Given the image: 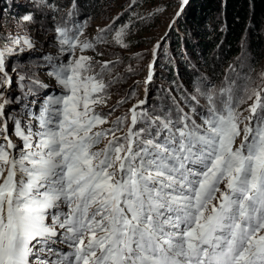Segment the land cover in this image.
Instances as JSON below:
<instances>
[{"label":"snow or ice","instance_id":"obj_1","mask_svg":"<svg viewBox=\"0 0 264 264\" xmlns=\"http://www.w3.org/2000/svg\"><path fill=\"white\" fill-rule=\"evenodd\" d=\"M82 27L56 26L61 51L95 47L80 41ZM128 27L114 33L123 47ZM8 39L0 45V264H264V88H197L205 104L186 97L188 111L170 95L168 106L139 100L98 128L116 107H90L106 103L112 62L96 71L89 56L46 55L58 94L38 96L34 87L49 86L18 76L17 113L4 98L7 67L26 50L18 46L34 45Z\"/></svg>","mask_w":264,"mask_h":264},{"label":"rangeland","instance_id":"obj_2","mask_svg":"<svg viewBox=\"0 0 264 264\" xmlns=\"http://www.w3.org/2000/svg\"><path fill=\"white\" fill-rule=\"evenodd\" d=\"M17 1L30 2L32 8L33 6L38 8L36 7L37 0ZM47 3L54 7H39L38 9L41 11V16L50 13L53 18L58 20L59 9L57 5L53 0H47ZM101 3L102 5L96 10V15L89 22L84 18L72 24L83 26L82 34L79 36L81 42L91 41L95 44L94 48L85 49L83 51H81V48L78 46L74 54L67 51L66 45L63 46L64 50L61 51V45L57 39L58 33L55 32L54 34V31L48 29L45 23L36 24L32 34H19L15 32L19 30V25H14L13 28H6L3 30V28L1 29L3 24L0 21V34L4 36V42L2 44L8 43V38L12 36H20L28 37L34 45L33 49H27L26 46L23 45L18 46L25 47L26 50L12 58V61L19 56L23 58L20 63V70L22 71H18L12 66L7 67L8 74L13 77V84L9 89L4 91V98L14 101L11 108L15 112L19 113L22 108V102L20 103L13 98V94L17 96V93L21 90L18 88L21 83L18 80V76L25 77L23 83L29 80H39L42 84H47L49 86L47 89L34 87L33 91L36 92L38 96L41 94H52L53 92L58 94L59 90L55 81L48 75L50 68L44 60V56L46 55L59 56L60 60L65 63L80 55L89 56L93 60L96 71H100L102 62H112L103 74V81L108 85L105 95L106 103H98L96 105H90V107H93L95 111L99 113H107L113 106L116 107L115 111H112L111 115L107 117L109 123L98 125V128L111 127L112 121L127 113L128 109L139 100H147V104L143 107L155 106V98H157L155 97L156 91L161 85L164 86V81L159 74L162 70H166L163 69L164 65L162 64V60L167 56H169L170 59L171 54L169 51H162V45L165 44L168 35L174 31V22L183 14L186 4H182V0H102ZM181 9L183 10L181 11ZM178 12L180 13L179 16H177ZM27 14L32 15V12H27ZM66 21H69V19H64L63 15L61 18L62 25H64ZM125 25L129 26L127 29V37L124 40L127 47L121 46L114 40L115 30ZM108 27L111 28V31L104 33L106 37L105 42H97L96 37L99 30ZM157 42H159L160 47L154 49ZM175 57L179 59L178 56ZM32 59L34 61H31ZM260 63L259 67L250 69L248 73L245 74L241 72L240 69L234 71L233 76L236 78L234 79L236 84L239 85L242 83L241 79L247 78L246 82L250 87L259 86L264 88V79L261 77V74L264 73V56ZM150 64H153V67L151 69L152 81L149 83L147 82V77L150 72ZM239 65H243L242 60ZM13 68L15 71H13ZM28 84L29 83H27V85ZM197 85H199L198 82ZM207 86H214L217 90L222 87L220 84L212 85L211 83H208ZM243 87L244 86H242L241 89ZM25 90L27 91V88H25L24 91ZM173 90L174 95L171 97L177 99V102L182 100L181 102L183 103H181L180 106L184 108V111H188V104H184L186 102L185 93L179 91V87H175ZM130 93H132L131 96H129ZM197 93L196 89L194 94L196 95ZM95 95L96 94H93V96ZM126 97H128V99L125 103L118 104V101ZM29 99H31V97H29ZM158 99L160 98L158 97ZM168 101H165V103L171 104ZM0 102L3 101L0 100ZM170 102L172 101L170 100ZM251 103L252 101L249 100L247 104L241 105V111L247 108L248 104ZM244 115L247 116L248 113L244 112ZM124 131H127V128H125ZM117 134L119 135L120 133ZM11 139L14 143H20L19 138L15 135H12ZM106 142L105 140L98 145V147L103 148Z\"/></svg>","mask_w":264,"mask_h":264},{"label":"trees","instance_id":"obj_3","mask_svg":"<svg viewBox=\"0 0 264 264\" xmlns=\"http://www.w3.org/2000/svg\"><path fill=\"white\" fill-rule=\"evenodd\" d=\"M53 1L59 9L58 20L53 19L50 13L41 16V11L34 6L32 8L30 2L0 0L1 29L19 25V30L15 32L32 34L36 24L45 23L55 34L57 25L73 27V23L84 18L89 22L102 5V0ZM30 11L33 19L30 22L22 20ZM69 11L72 12L71 17L68 16ZM63 15L64 19H69L64 25L61 22ZM173 27L174 31L162 45V51H169L171 54L170 59L167 56L162 60L163 69L166 70L159 74L164 86L161 85L159 91H156L155 106L170 105L165 101L172 103L169 95H174L175 87H179V91L185 93L186 97L196 96L200 105L205 104V98L199 93L195 95L194 91L197 88L204 91L209 88L208 83L224 86L225 83L234 81L233 88L239 91L246 79H241L242 83L237 85L234 71L240 69L244 74L248 73L250 69L259 67L263 59L264 0H189ZM3 42L4 36L0 34V44ZM21 59L23 58L19 56L10 61L11 66L18 71H22ZM241 60L243 65L240 66ZM29 81L24 84L27 85ZM18 88L21 89L19 86ZM19 91L17 96L13 94L14 99L22 96V90ZM181 101L178 103H183ZM18 102H22V97ZM184 104L187 105L188 102Z\"/></svg>","mask_w":264,"mask_h":264},{"label":"bare ground","instance_id":"obj_4","mask_svg":"<svg viewBox=\"0 0 264 264\" xmlns=\"http://www.w3.org/2000/svg\"><path fill=\"white\" fill-rule=\"evenodd\" d=\"M182 45V44H181Z\"/></svg>","mask_w":264,"mask_h":264}]
</instances>
